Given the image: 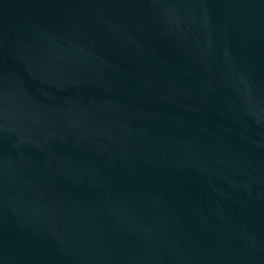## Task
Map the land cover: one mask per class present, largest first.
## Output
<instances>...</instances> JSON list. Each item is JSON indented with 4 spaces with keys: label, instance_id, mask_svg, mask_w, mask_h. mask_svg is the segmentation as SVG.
Listing matches in <instances>:
<instances>
[{
    "label": "water",
    "instance_id": "1",
    "mask_svg": "<svg viewBox=\"0 0 264 264\" xmlns=\"http://www.w3.org/2000/svg\"><path fill=\"white\" fill-rule=\"evenodd\" d=\"M0 264H264V0H0Z\"/></svg>",
    "mask_w": 264,
    "mask_h": 264
}]
</instances>
